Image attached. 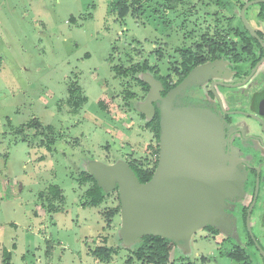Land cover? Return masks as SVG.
I'll return each mask as SVG.
<instances>
[{
	"label": "rangeland",
	"instance_id": "obj_1",
	"mask_svg": "<svg viewBox=\"0 0 264 264\" xmlns=\"http://www.w3.org/2000/svg\"><path fill=\"white\" fill-rule=\"evenodd\" d=\"M119 1L0 0V264L4 249L12 264H158L133 257L139 241L124 234L120 208L112 213L120 204L117 188L102 184L104 201L85 205L89 183L79 184L77 176L98 164L123 166L128 157L155 159L143 110L161 83L152 71L121 76L113 67L145 58L158 72L172 74L177 47L201 42L204 33L223 37L237 16L210 0H182L174 11L163 8V0H139L135 15L129 9L120 16ZM231 1L237 12L246 0ZM208 65L183 78L178 94L188 91L193 98L186 106L202 101L199 86L215 66ZM136 77L152 83V92L147 82L143 91ZM73 86L85 97L76 110L67 103ZM237 180L213 209L223 234L228 202L243 194ZM53 184L63 200L47 194ZM206 226L175 240L173 264H240L224 254L234 242H222ZM98 246L112 248L108 259L92 254Z\"/></svg>",
	"mask_w": 264,
	"mask_h": 264
},
{
	"label": "water",
	"instance_id": "obj_2",
	"mask_svg": "<svg viewBox=\"0 0 264 264\" xmlns=\"http://www.w3.org/2000/svg\"><path fill=\"white\" fill-rule=\"evenodd\" d=\"M255 2L264 0L244 3L240 17L246 29L260 40L245 17L247 6ZM147 83L150 93L154 86ZM183 83L182 80L164 98L160 97L159 86L155 88L153 100L149 97L146 101L143 113L147 120L155 112L153 101H162L157 104L159 158L147 182L141 183L128 164H98L95 170L89 171L96 176L99 185H111L106 190L117 188L121 225L124 234L133 241L153 234L176 243L177 238L197 227L220 228L221 218L214 215L213 209L222 202V191L240 183L236 171L226 164L221 121L216 115L196 106L172 107V100Z\"/></svg>",
	"mask_w": 264,
	"mask_h": 264
},
{
	"label": "flooded vegetation",
	"instance_id": "obj_3",
	"mask_svg": "<svg viewBox=\"0 0 264 264\" xmlns=\"http://www.w3.org/2000/svg\"><path fill=\"white\" fill-rule=\"evenodd\" d=\"M248 1L251 0L244 1L237 12L234 8L237 22L233 27L225 28L221 44L206 45L200 51L205 60L191 67L181 78L182 56L189 58L193 51L191 44L177 47L179 57L175 72H159V82L160 97L164 98L193 69L215 64L209 70V78L199 86L203 99L196 107L207 109L221 121L226 164L241 179L243 194L238 202H228L230 216L223 227L225 234L215 227L218 232L214 235H222V242L229 239L234 242L225 256L232 258L228 254L237 253L243 258L240 264H264V21L257 20L260 2L248 5L245 17L249 15L248 22L261 41L248 29L257 42L245 36L242 29L234 27L241 20V7ZM192 100V94L184 91L173 98L172 107L191 105ZM161 103L156 101L154 104L159 109L157 104ZM158 158L159 146L157 162Z\"/></svg>",
	"mask_w": 264,
	"mask_h": 264
},
{
	"label": "trees",
	"instance_id": "obj_4",
	"mask_svg": "<svg viewBox=\"0 0 264 264\" xmlns=\"http://www.w3.org/2000/svg\"><path fill=\"white\" fill-rule=\"evenodd\" d=\"M210 1H212L216 7L220 9H224L229 13L234 14L235 12L234 8L236 4L231 0H210ZM138 2L139 0H133L130 4L127 3V0H120L119 2H117L120 16L126 15L129 12V9L130 11L133 12L132 14L135 15L136 14L135 4H137ZM180 2H182V0H163V8L168 9L170 11H174L175 7ZM257 7L260 12L257 16V20L264 21V2L258 3ZM234 27H236L237 29H242V32L245 34V36L250 38L252 41L257 42L254 39V37H252L249 34V32L247 31L241 20H238V24ZM206 36L207 35L204 33L201 36H199L201 37V40L203 39L201 42L195 43L196 41H193L191 43L192 46L190 49L191 51H193V53L190 54L191 56L189 58L185 59V56H182V59L184 58V62H182L183 72L181 73V78L187 74V72L191 69V67L206 59L205 56L201 57L200 55V51H203L204 46L206 45L213 46L215 44H221L222 37L220 35H217L218 37H212V36L206 37ZM160 49L161 48H159L158 50ZM194 52H196L195 54L196 57L193 56ZM153 68L154 67L151 66L145 58L137 62L136 64L129 65L128 67H125L123 65H116L113 67L116 74L121 76H127L131 74L133 75L140 71L143 72L149 70L153 72V75L156 79L158 80L161 79V74L158 72L157 69H153ZM136 81L138 84L142 86L143 91L148 90V85L145 82L141 81L138 77H136ZM68 93H69V98L67 100V103L75 110L84 104L85 97L83 96L81 89L73 86L68 89ZM131 94L132 93L130 91H127L126 97H130ZM159 115H160L159 109L155 108L153 117L150 120L146 121L144 124L146 128H149L152 131L153 138L156 142L155 146H153L151 143L147 145V149L151 153H154L155 155V159L153 160V162L150 164L149 162L144 161L139 157L127 158V162L130 168L134 171L136 177L141 183L147 182L152 177L153 171L157 164L158 139L160 135ZM32 123L33 122L29 123L28 125ZM33 124L34 125L37 124L38 127L40 126L38 121ZM79 176H80L79 178L77 176V182L79 184L82 185L83 183L84 184L89 183V186L87 185L88 187L84 190L85 192H84L83 204L90 206H97L101 202H103L107 193L104 191L103 187L98 184L96 178L85 170H83L79 174ZM48 191L49 192L47 194L52 198L58 199L60 201L63 200L64 197L59 185L57 184L50 185L48 187ZM115 191L117 193L116 189ZM117 198H118V193H117ZM119 208H120V204L118 207L112 210V213H118ZM206 229L211 230V232L213 233L218 232V230L215 227L210 225L206 226ZM174 246L175 243L168 238L153 234H146L141 236L139 243L134 247L132 253H133V257H135L136 260H142L144 258H147V260L152 262L155 261L158 264H173V262L170 259V254ZM111 253H112V248L110 246H98L95 247L94 250H92V254H94L99 259H108ZM228 256H231L237 262H240L243 259L242 257L238 256L237 253H233V254L229 253ZM131 258L132 256H130L126 262L129 263L132 262ZM2 264H12L11 253L7 249H4L2 251Z\"/></svg>",
	"mask_w": 264,
	"mask_h": 264
}]
</instances>
